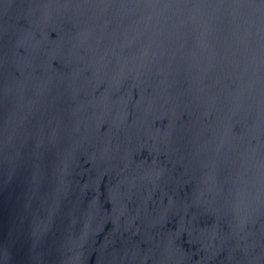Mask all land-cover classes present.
<instances>
[{"label": "water", "instance_id": "obj_1", "mask_svg": "<svg viewBox=\"0 0 264 264\" xmlns=\"http://www.w3.org/2000/svg\"><path fill=\"white\" fill-rule=\"evenodd\" d=\"M0 264H264V0H0Z\"/></svg>", "mask_w": 264, "mask_h": 264}]
</instances>
